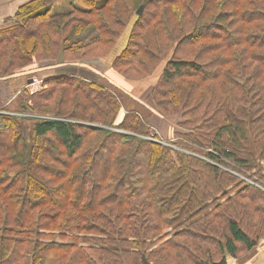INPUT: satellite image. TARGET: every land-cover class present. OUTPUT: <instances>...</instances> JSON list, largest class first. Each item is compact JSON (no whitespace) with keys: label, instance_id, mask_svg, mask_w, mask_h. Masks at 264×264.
Listing matches in <instances>:
<instances>
[{"label":"trees","instance_id":"16d2710c","mask_svg":"<svg viewBox=\"0 0 264 264\" xmlns=\"http://www.w3.org/2000/svg\"><path fill=\"white\" fill-rule=\"evenodd\" d=\"M65 1L30 0L0 30V80L34 61L109 60L131 25L112 70L135 81L162 67L153 109L187 131L161 143L152 113L120 121L118 89L71 76L0 114V264H227L250 252L264 238V0H73L53 12Z\"/></svg>","mask_w":264,"mask_h":264},{"label":"rangeland","instance_id":"374dc122","mask_svg":"<svg viewBox=\"0 0 264 264\" xmlns=\"http://www.w3.org/2000/svg\"><path fill=\"white\" fill-rule=\"evenodd\" d=\"M28 1L30 0L5 1L6 3L2 8L0 7V11H3L2 18L0 16V23L2 26L9 27L13 25L14 23H12V20L14 22L16 21V13L19 7L26 4ZM72 1L73 0H66L64 3L58 4L53 9V12H67V10L71 9ZM136 15L138 14L136 13ZM15 23L20 22L16 21ZM130 28L131 25L128 26L118 40L115 49L110 55V59L115 58L123 49ZM110 59L89 58L78 63L34 61L32 64L10 76L9 79L0 80V114H17L15 111L20 109L22 103L26 101L25 103L31 105V97H33V95L51 88V86L46 84L47 81L52 78L71 76L94 83L100 82L118 89L117 93L123 94L124 96V107L120 113V121L127 111L133 110L134 108L143 110L146 116L152 113L153 119L151 124L153 133L160 137L159 142L161 143H169L175 139L177 132L184 133L187 131L178 126V122L181 120L180 116L171 119L161 118L153 109L154 103L151 99V90L160 78L162 67L147 78L129 81L118 76L112 70ZM30 81L33 83H29ZM4 109L8 110V112ZM23 124L29 128V130H31L33 126L31 122H23ZM85 124L92 126L96 125L90 122H85ZM30 133L31 132H26L28 141H30ZM50 140H52V138ZM153 140L157 141L156 139Z\"/></svg>","mask_w":264,"mask_h":264},{"label":"crops","instance_id":"0c3cea01","mask_svg":"<svg viewBox=\"0 0 264 264\" xmlns=\"http://www.w3.org/2000/svg\"><path fill=\"white\" fill-rule=\"evenodd\" d=\"M7 0H0V7L6 3ZM3 11H0L2 18ZM4 27L0 23V30ZM227 264H264V238L261 239L255 247L241 258L227 257Z\"/></svg>","mask_w":264,"mask_h":264},{"label":"water","instance_id":"95a60500","mask_svg":"<svg viewBox=\"0 0 264 264\" xmlns=\"http://www.w3.org/2000/svg\"><path fill=\"white\" fill-rule=\"evenodd\" d=\"M143 11H144V6H141L140 9H139L138 12H137L138 16H142V15H143ZM29 83H33V82L30 81ZM226 255H228V251H226ZM143 263H144V264H150V263L147 261V259H146L145 256H143Z\"/></svg>","mask_w":264,"mask_h":264}]
</instances>
